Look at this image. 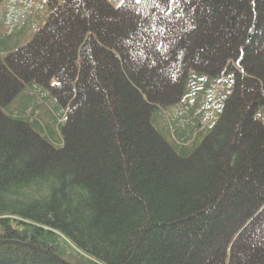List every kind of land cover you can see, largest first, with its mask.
I'll return each mask as SVG.
<instances>
[{
	"label": "trees",
	"instance_id": "trees-1",
	"mask_svg": "<svg viewBox=\"0 0 264 264\" xmlns=\"http://www.w3.org/2000/svg\"><path fill=\"white\" fill-rule=\"evenodd\" d=\"M48 4L0 20V264H264V0Z\"/></svg>",
	"mask_w": 264,
	"mask_h": 264
},
{
	"label": "rangeland",
	"instance_id": "rangeland-1",
	"mask_svg": "<svg viewBox=\"0 0 264 264\" xmlns=\"http://www.w3.org/2000/svg\"><path fill=\"white\" fill-rule=\"evenodd\" d=\"M30 1L31 0H5L0 7V20L8 18L9 13H11L13 9L17 8L18 10L24 11L23 17L24 19H27L25 21L28 23V28L26 31H22L21 33L19 32L21 37L25 36V39H23L22 42L30 41L34 37L36 32L47 22L49 13L51 11L48 0H33L32 2ZM108 1L116 9L119 8L122 4V0ZM260 13L262 15L263 12ZM7 31L8 27L0 26V33H7ZM246 95L247 93H244V95L241 97L243 98ZM61 246L67 250V253L75 255V252L72 251V248H70L69 244H62ZM76 257L77 259L82 260V258H80L78 255H76ZM79 260L75 261L80 262ZM82 262H85V260H82Z\"/></svg>",
	"mask_w": 264,
	"mask_h": 264
}]
</instances>
